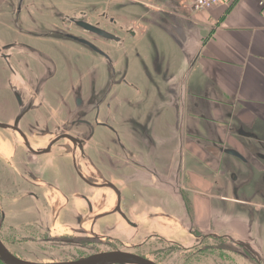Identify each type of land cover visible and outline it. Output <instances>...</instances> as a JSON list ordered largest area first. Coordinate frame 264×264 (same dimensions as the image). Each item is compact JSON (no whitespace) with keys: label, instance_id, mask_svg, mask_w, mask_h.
<instances>
[{"label":"flooded vegetation","instance_id":"flooded-vegetation-1","mask_svg":"<svg viewBox=\"0 0 264 264\" xmlns=\"http://www.w3.org/2000/svg\"><path fill=\"white\" fill-rule=\"evenodd\" d=\"M133 1L147 13L136 11L129 19L146 25L145 31L139 32L136 24L126 23L114 11L123 10L129 4L126 0H116L117 7L89 3L71 13L52 7L56 20L42 24L35 20L36 28L24 21L32 3L0 0V15L16 29L0 38V168L5 170L0 184L7 186L5 193L0 192V236L6 244L7 239L24 242V236L14 235L20 228L4 230L10 210L4 208L3 199L29 200L16 212L37 217L36 228L46 224L45 214L58 224L74 198L82 199L86 207L74 216L77 223L82 226L86 217L95 216L93 228L83 229L87 241H106L96 227L111 215L139 231L140 223L124 208L123 185L134 181L153 194L144 198L135 189V196L150 201L151 212L165 218L147 229L148 241L159 240L155 247L160 253L179 251L186 261L218 249L244 258L243 264H264V209L257 212L248 206L257 199L264 202V144L248 143L245 151L236 148L240 156L227 152L232 147L211 129L216 120L210 101L201 104L199 95L187 89L185 78L195 56L188 52L185 28L194 25L177 26L174 47L170 43L165 48L149 31L156 24L166 27L167 18L150 15L148 1ZM188 115L205 118L211 126L193 136L201 151L205 134L220 154L229 156L218 161L227 179L224 184L215 179L209 193L230 196L246 207L248 222L238 236L216 231L213 223L204 230L196 219L192 196L199 189L188 169L201 167L204 159L187 146ZM256 171L263 173L258 180ZM155 195L173 198L174 203L160 202ZM146 211L141 215L148 216ZM255 218L262 223L257 228ZM102 225L124 241L126 234L116 232V225ZM46 232L54 236L48 224ZM178 232L185 236L173 239ZM207 258L216 259L209 253Z\"/></svg>","mask_w":264,"mask_h":264},{"label":"crops","instance_id":"crops-1","mask_svg":"<svg viewBox=\"0 0 264 264\" xmlns=\"http://www.w3.org/2000/svg\"><path fill=\"white\" fill-rule=\"evenodd\" d=\"M126 1L129 4L123 6V10L114 8V11L123 17L126 23L136 24L139 32L145 31L146 25L130 20V16L122 12L125 11L124 9L133 13L137 11L136 13L142 15L147 12L136 7L135 1ZM145 1L151 5L148 10L150 15L161 14L167 18L164 21L166 27L156 24L150 27V31L148 30L158 41L163 42L165 48L171 42H175V39L177 40V26L181 24L187 26L189 23L194 25V29L188 26L185 28V35L189 36L188 52L191 56H195L193 63H190L189 58L190 66L185 80L189 94L192 92L198 94L201 104L207 105L210 101L211 112L216 120L211 128L213 133L216 136L220 135L225 145L240 151H245V145L248 143L264 144V6H261L258 0H230L212 8L197 10L191 0ZM89 3L97 4L100 8L110 4L116 6V0H111V3L110 0H61L56 8L71 13L79 8H85ZM171 45L173 48L174 45L172 43ZM163 46L161 44L158 47L162 49ZM210 127L205 118H194L190 115L186 118L185 128L188 132L189 151L194 154L202 153L204 159L201 167L190 165L193 168L188 169L192 183L199 189V194L192 196L195 201L196 219L204 230L209 229L213 223L216 231L229 232L238 236L244 232L248 222L246 216L236 211L239 202L234 201L230 196H212L209 193L215 179H219L220 184H224L223 181L227 179L226 171L220 162L222 163L229 156L220 154L212 145L213 139H207L208 136L205 134L203 151L194 141L195 132L206 133ZM262 174L256 171L254 180L260 179ZM143 186L134 181L123 185L124 208L129 212L131 219L139 222L140 226L146 225L145 228L148 229L150 223L165 218L159 212H151L150 201L138 197L140 194H144L146 196L144 198L153 197L151 190H141ZM135 189L140 191V194L136 191L138 196H135ZM155 197L160 202L174 203L173 198L161 195H155ZM28 203L29 200H16L12 203L3 199L4 208L10 210L8 215L17 216L18 214L20 217L28 216L25 212H16ZM144 210H147L148 216L141 215ZM67 215L75 216L70 212ZM112 217L116 215L107 218ZM238 220L243 222L240 223ZM163 230L157 226L159 233H163ZM179 235L185 236L184 233L178 232L172 238L177 240ZM211 257L216 258V255ZM235 257V254L229 251L219 250L216 258L218 263H214L216 259H213L209 261V264L244 263V258L240 257V260H236ZM221 259L222 262H220Z\"/></svg>","mask_w":264,"mask_h":264},{"label":"rangeland","instance_id":"rangeland-1","mask_svg":"<svg viewBox=\"0 0 264 264\" xmlns=\"http://www.w3.org/2000/svg\"><path fill=\"white\" fill-rule=\"evenodd\" d=\"M27 1L30 4L31 3L33 4V6L28 7V9L25 11L28 21H26L25 19L24 21L25 23H28L29 27L36 28L38 26L37 21H39L42 24L43 22L52 23L56 20V15L54 13L55 11L52 7H56L57 3H59L61 0H56V2H53V0H27ZM127 13L129 15L133 12L127 10ZM10 25H11L10 19L8 17L0 15V38L6 39L11 32H16V29L10 27ZM145 48L146 47L144 45V49ZM16 144L22 147V144L19 141L18 143L16 142ZM4 171H5L4 168H0V176L4 177L5 175ZM6 188H7L6 185L0 184V192L5 193ZM14 202L16 201L15 200L12 201V203ZM61 202L62 200L58 201V204H60L58 205L59 207L62 206L63 204V203L61 204ZM84 204L85 202L82 199L74 198L72 205L70 207H67V209L65 210L67 211L69 210L68 212L74 213L76 215L77 212L83 210L86 207V204L85 205ZM238 204L242 205L241 203ZM261 205L264 206V202L261 201L260 199H257L256 201H254L253 205H248V206L252 210H257L261 208L264 209ZM249 207L247 208L249 209ZM236 211L241 212L244 215V217L247 215L248 212L246 207L243 206H239ZM258 211L259 210H257V212ZM68 212L64 216L62 215V217L58 221V224L56 225L54 223L55 217L47 216L45 214L43 219L45 220L46 224L45 225L39 224L38 228H36L34 224L37 217L33 215L20 217L18 216V214L17 216L9 214V216L6 219V225L8 226L4 228V230L10 228H14V229L20 228L18 231L16 230L15 234L14 232H11L9 234H14V235L17 234L18 236H24L23 239L24 242H19L21 241V238H18L16 240L17 243L15 241L12 242V240L6 238L7 239L6 245L14 254L18 255L19 257L32 261H39V262L71 260L73 258L86 257L98 253L99 251L100 252L109 251L116 248L125 251L136 252L145 256L147 255L149 258L152 259L155 258L154 260H156L160 264H203L204 262L206 264H209V261L211 262V260L207 258V251L205 253H200L194 256L190 260L186 259V261L181 259L179 251H177L176 253H170L168 256L166 254L160 253V251L162 250L159 247H155V243L159 242V240L151 239L150 241H148L149 232L145 228L146 225L142 224L141 229L137 231L132 227H130L128 224L121 221L120 216L112 217L109 219L107 218L105 219V221L102 220L101 222L99 221L100 224L98 223L96 229L97 232L100 233V235L102 234V236H105L106 239L105 242L98 241L96 240L97 238H92L91 239L92 241H87L89 237H87L85 233L88 234L86 231L91 230V228H93V221H94L93 219H95V216L86 217L85 218L87 220L86 223L80 226L76 221L77 218L68 216L67 215ZM255 219L256 222L254 226L257 228L262 223L260 222V219L258 218ZM26 221H28L27 223L28 226L26 225ZM238 222L242 223L243 221L238 220ZM47 224L52 228L54 236H51L49 232H46ZM102 224H107L110 226L116 225V228L119 230V231L117 230L116 232L126 234L124 241H121L119 240L118 237H115V234L117 233L107 231L105 226ZM16 225L17 227H15ZM21 226H23L24 228ZM73 227L76 228L79 227L81 228L82 231L74 230ZM83 229H87V230L83 231ZM68 237H71L72 240L65 241L64 239ZM54 238H58L57 240H62V241H56L54 240ZM77 243H81V244H77ZM160 244L162 245L164 243H160ZM154 249L158 252L153 251ZM263 251H264V247H263ZM218 252H219L218 249L214 251L213 250L208 251V253L211 256L216 255V258L218 256ZM235 258L236 260H240L239 256H236ZM0 262H1L0 264L3 263L1 260ZM220 262H222V259L220 260ZM236 264H241V263L236 262Z\"/></svg>","mask_w":264,"mask_h":264},{"label":"water","instance_id":"water-1","mask_svg":"<svg viewBox=\"0 0 264 264\" xmlns=\"http://www.w3.org/2000/svg\"><path fill=\"white\" fill-rule=\"evenodd\" d=\"M80 13L81 12L78 14ZM227 152L240 156V153L234 148L227 149ZM0 260L4 264H160L152 258L146 257L136 252L125 251L121 249L102 251L86 257H80L71 260L51 262L32 261L21 258L14 254L2 240L1 236Z\"/></svg>","mask_w":264,"mask_h":264},{"label":"built area","instance_id":"built-area-1","mask_svg":"<svg viewBox=\"0 0 264 264\" xmlns=\"http://www.w3.org/2000/svg\"><path fill=\"white\" fill-rule=\"evenodd\" d=\"M230 0H191L196 9L203 10L212 8L220 3H224ZM261 6H264V0H258Z\"/></svg>","mask_w":264,"mask_h":264},{"label":"trees","instance_id":"trees-1","mask_svg":"<svg viewBox=\"0 0 264 264\" xmlns=\"http://www.w3.org/2000/svg\"><path fill=\"white\" fill-rule=\"evenodd\" d=\"M1 263V262H0ZM3 264V263H2Z\"/></svg>","mask_w":264,"mask_h":264}]
</instances>
